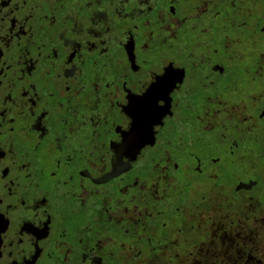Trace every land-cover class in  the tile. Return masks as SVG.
I'll use <instances>...</instances> for the list:
<instances>
[{"label": "flooded vegetation", "instance_id": "af4514ba", "mask_svg": "<svg viewBox=\"0 0 264 264\" xmlns=\"http://www.w3.org/2000/svg\"><path fill=\"white\" fill-rule=\"evenodd\" d=\"M0 44V264H264V0H0Z\"/></svg>", "mask_w": 264, "mask_h": 264}, {"label": "snow or ice", "instance_id": "6c2138e0", "mask_svg": "<svg viewBox=\"0 0 264 264\" xmlns=\"http://www.w3.org/2000/svg\"><path fill=\"white\" fill-rule=\"evenodd\" d=\"M91 6V5H89ZM55 23V21H53ZM77 30L82 31V29L79 26V23L76 24ZM167 43V41H165ZM0 50L3 51V45L0 44ZM145 50H150V45L145 46ZM73 59H75V56H73ZM145 64H148L149 62L147 60L144 61ZM164 61H160L154 66H149L148 72H147V79H150L151 83L145 82V80H142L141 83L146 89V91L143 92L142 95L138 94L133 96L131 93V89L129 88V84L125 82L123 84V89L129 93V96L132 97V103L131 107L126 109V111L133 116V120L135 121L133 125V134L132 139L133 142L136 144L143 145L145 142H151L148 140V137H152L154 135H158L157 132L154 131L155 125L161 124L162 126L165 125L164 118L166 116L171 115L170 111V105H171V97L173 95V90L179 91V88L177 87L176 79L173 78L172 74V68L175 66L173 61H168L167 65L163 68L160 67L161 64H163ZM187 75L185 71V76ZM127 76V74H125ZM183 83V81H181ZM97 87L96 91L99 92L100 89V83L99 78L97 79ZM2 83H0V87H2ZM111 87V85H109ZM133 87H135V84H133ZM69 91L71 89L69 88ZM117 93L120 91V88L117 87L116 89ZM216 101H210V103H214ZM112 108L115 109L116 107H124L123 104H115L113 103ZM63 107V105H61ZM247 109L245 108V111ZM32 115H35V111L32 112ZM93 123L97 124V127H99V121L98 119H94L92 121ZM85 127L87 125H84ZM3 125L0 124V128H2ZM75 131V129H73ZM59 151L63 152L64 148L61 146L59 148ZM166 165H170L173 167L179 168V165L176 164L170 153H166L165 156ZM32 168L31 161L25 162V164L21 167V171L28 172ZM5 169L6 166L0 164V176H5ZM8 174L11 173V169L7 168ZM6 175V176H7ZM55 175V173H53ZM164 175L167 176V167L164 169ZM5 176V177H6ZM4 199L0 197V206H3ZM144 220V213H141L139 209L137 210V216L134 217V221H143ZM139 226V224H137ZM145 227L147 225L145 224ZM108 240L103 241L100 244V248L103 250L105 246L108 244ZM134 258L137 261V264H155V259L145 256L140 250L136 249L134 250ZM86 261H88V258Z\"/></svg>", "mask_w": 264, "mask_h": 264}]
</instances>
